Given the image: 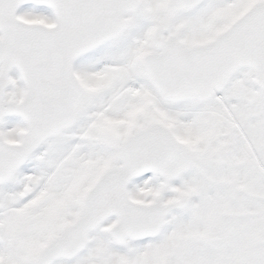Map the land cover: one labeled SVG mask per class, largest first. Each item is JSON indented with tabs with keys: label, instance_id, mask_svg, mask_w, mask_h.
<instances>
[{
	"label": "snow or ice",
	"instance_id": "snow-or-ice-1",
	"mask_svg": "<svg viewBox=\"0 0 264 264\" xmlns=\"http://www.w3.org/2000/svg\"><path fill=\"white\" fill-rule=\"evenodd\" d=\"M0 264H264V0H0Z\"/></svg>",
	"mask_w": 264,
	"mask_h": 264
}]
</instances>
